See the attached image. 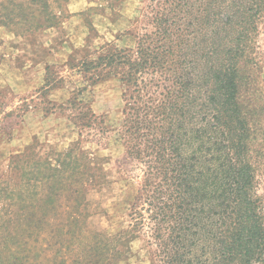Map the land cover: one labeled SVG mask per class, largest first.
<instances>
[{
    "label": "trees",
    "instance_id": "1",
    "mask_svg": "<svg viewBox=\"0 0 264 264\" xmlns=\"http://www.w3.org/2000/svg\"><path fill=\"white\" fill-rule=\"evenodd\" d=\"M150 2L151 30L137 35L133 49L98 45L81 61L67 62V78L55 66L45 68L43 94L64 84L68 95L47 111L57 110L80 134L100 139L114 129L106 116L93 113L92 87L118 82L121 119L112 140L141 174L123 184L121 214L129 224L106 239L87 237L85 230L67 233V251L98 241L89 244L88 258L64 254L61 264H121L129 253L124 237L146 232L157 264H264V205L257 194V177H264V75L257 44L264 0ZM30 151L11 159L17 179L11 199L29 204L38 197L40 219L21 215L26 239L34 223L47 220L45 207L58 196L63 193L68 212L81 193L103 181L84 153L67 151L55 160L32 153V160Z\"/></svg>",
    "mask_w": 264,
    "mask_h": 264
},
{
    "label": "rangeland",
    "instance_id": "2",
    "mask_svg": "<svg viewBox=\"0 0 264 264\" xmlns=\"http://www.w3.org/2000/svg\"><path fill=\"white\" fill-rule=\"evenodd\" d=\"M150 6H153L150 0H0L2 264H61L64 254L76 259L88 258L91 245L98 241L97 238H91L84 245H74L67 251L70 240L67 233L85 230L87 237L100 233L105 234L106 239L121 225L129 224V218L123 219L121 214L124 208L123 184L127 180L135 183L141 174L139 165L127 159L124 147L112 140L121 119L120 85L110 79L92 87L93 113L106 116L114 129L109 139H100L85 132L80 134L57 110L53 114L47 111L50 103L59 105L68 95L63 89L64 84L60 89L43 94V80L46 66L59 68L56 71L60 76L67 78L69 73L65 65L68 61H81L103 43L133 49L137 35L145 28L151 30L146 18L150 16ZM257 44L264 75V24L259 30ZM9 112L14 113L5 118ZM27 148L31 150L30 157L33 158L34 153L36 158L51 160L67 151L75 152L76 157L84 153V157L101 170L103 177L100 184L87 188L76 198L70 211L66 212L61 206L64 205L63 193L55 203L46 206L49 211L47 220L44 224L34 223L30 239L24 237L21 215L24 218L28 214H37L34 222L40 219L36 205L38 197L34 196L35 200L29 204H23L17 197L18 202L11 199L13 181L17 182L11 159ZM257 180V194L264 205V177H257ZM17 228L22 229V236L14 239ZM30 233L27 232L26 236ZM131 235L124 237L129 253L121 264H157L154 258L156 248L150 234L143 233L133 240Z\"/></svg>",
    "mask_w": 264,
    "mask_h": 264
}]
</instances>
